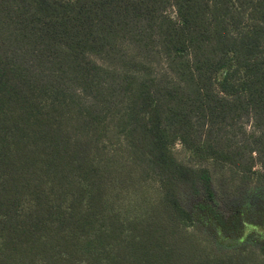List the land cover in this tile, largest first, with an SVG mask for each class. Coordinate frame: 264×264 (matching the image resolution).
<instances>
[{
  "label": "trees",
  "instance_id": "obj_1",
  "mask_svg": "<svg viewBox=\"0 0 264 264\" xmlns=\"http://www.w3.org/2000/svg\"><path fill=\"white\" fill-rule=\"evenodd\" d=\"M0 264H264V0H0Z\"/></svg>",
  "mask_w": 264,
  "mask_h": 264
},
{
  "label": "rangeland",
  "instance_id": "obj_2",
  "mask_svg": "<svg viewBox=\"0 0 264 264\" xmlns=\"http://www.w3.org/2000/svg\"><path fill=\"white\" fill-rule=\"evenodd\" d=\"M98 61H99V63H101L103 65H107V63L104 62V61L103 62L100 61V60H98ZM111 66H115V64H112ZM245 125H246L247 131H252L253 127H252V125H251V123L249 121H246ZM180 146L181 145L178 143L177 149H178V152H179V156H180V158L184 159V158H186L187 153L184 150H181Z\"/></svg>",
  "mask_w": 264,
  "mask_h": 264
}]
</instances>
